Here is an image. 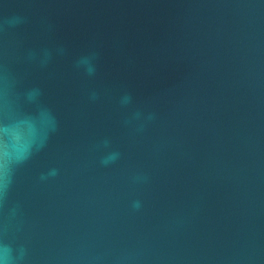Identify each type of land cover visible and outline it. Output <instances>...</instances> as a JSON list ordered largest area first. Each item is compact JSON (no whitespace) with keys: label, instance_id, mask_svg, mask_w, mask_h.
<instances>
[{"label":"water","instance_id":"water-1","mask_svg":"<svg viewBox=\"0 0 264 264\" xmlns=\"http://www.w3.org/2000/svg\"><path fill=\"white\" fill-rule=\"evenodd\" d=\"M0 124L9 264H264V0H0Z\"/></svg>","mask_w":264,"mask_h":264},{"label":"clouds","instance_id":"clouds-1","mask_svg":"<svg viewBox=\"0 0 264 264\" xmlns=\"http://www.w3.org/2000/svg\"><path fill=\"white\" fill-rule=\"evenodd\" d=\"M12 132L13 125L0 124V187L5 186L11 165L26 160L34 144L32 140L22 141ZM0 264H9L7 257L2 253Z\"/></svg>","mask_w":264,"mask_h":264}]
</instances>
